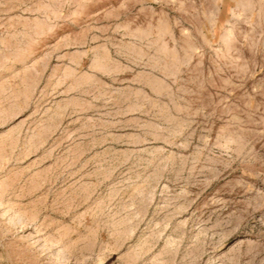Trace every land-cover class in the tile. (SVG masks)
I'll return each instance as SVG.
<instances>
[{
    "label": "rangeland",
    "instance_id": "rangeland-1",
    "mask_svg": "<svg viewBox=\"0 0 264 264\" xmlns=\"http://www.w3.org/2000/svg\"><path fill=\"white\" fill-rule=\"evenodd\" d=\"M0 264H264V0H0Z\"/></svg>",
    "mask_w": 264,
    "mask_h": 264
}]
</instances>
